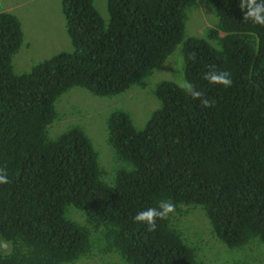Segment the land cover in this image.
<instances>
[{
  "label": "trees",
  "instance_id": "1",
  "mask_svg": "<svg viewBox=\"0 0 264 264\" xmlns=\"http://www.w3.org/2000/svg\"><path fill=\"white\" fill-rule=\"evenodd\" d=\"M238 4L60 0L71 50L19 74L11 58L23 41L20 21L0 9V167L10 180L0 184V264H206L220 251L224 264H264V26L244 20ZM200 14L211 15L210 26L196 31L190 20L199 16L202 27ZM171 54L173 78L151 83L157 104L141 128L121 108L105 117L106 143L124 166L112 161L108 173L99 165L80 126L48 137L62 94L145 92ZM209 66L228 70L233 85L210 84ZM185 81L215 103L186 95ZM163 199L176 211L155 231L133 222ZM197 206L216 250L177 226Z\"/></svg>",
  "mask_w": 264,
  "mask_h": 264
},
{
  "label": "rangeland",
  "instance_id": "2",
  "mask_svg": "<svg viewBox=\"0 0 264 264\" xmlns=\"http://www.w3.org/2000/svg\"><path fill=\"white\" fill-rule=\"evenodd\" d=\"M95 5L100 16L102 18L106 17V12L102 7L103 5L101 6L97 3ZM200 6H198L199 11L203 12ZM0 9L15 14L20 21L23 41L19 50L11 58L15 73H25L29 71L34 63L49 58L59 51L71 50V45L63 27V14L60 10V0H0ZM200 18H203L200 22V25L203 26L197 27L196 23L199 20V16L191 17L190 23L194 25L192 29L196 31L203 29L209 24L208 20L211 18V15L205 20V17H201L200 14ZM174 56L173 54L168 55L161 67L153 69L146 83V93L144 91L141 92L137 86H132L120 95L108 98L93 96L80 87L71 88L62 94L60 99H57L61 100L59 102L61 107L59 108L62 110L63 115L59 112L58 102L56 101L54 103V108L60 116L47 126L48 137L54 138L70 126H80L90 138L92 146L97 152L99 165L108 173H111L115 169V165L112 164V161H115V157L106 143V115L114 108H121L128 113L133 125L141 128L150 109L157 104L151 92H149L152 88L151 83L173 78L172 72L175 65L172 57ZM176 65H178L181 75L179 59H177ZM116 163H118V168L124 166V164L119 162ZM69 208L70 211L74 210L73 207ZM207 221L202 210L199 207H194L192 213L185 214L183 220L181 221L179 219L177 225L184 230L186 235H189L193 230L198 231L200 233V241L208 244L209 250L205 252L211 251L212 249L216 250L218 246L209 233V224ZM222 254L223 252L220 251L217 255L207 256L206 264H224V261L228 258H224ZM82 263L96 264V261L95 259H87Z\"/></svg>",
  "mask_w": 264,
  "mask_h": 264
},
{
  "label": "clouds",
  "instance_id": "3",
  "mask_svg": "<svg viewBox=\"0 0 264 264\" xmlns=\"http://www.w3.org/2000/svg\"><path fill=\"white\" fill-rule=\"evenodd\" d=\"M207 5V4H206ZM243 12V19L255 25L264 26V0H239L238 4ZM201 7V6H200ZM210 26V23L207 24ZM203 31V29H201ZM221 35L223 32H219ZM189 58L196 60V54L191 53ZM210 70L204 73V79L210 84L221 85L224 88L231 87L233 80L228 70H215L214 66H209ZM159 68V67H157ZM186 95L194 100H199L204 107H211L215 101L209 100L204 93L198 90L191 82L185 81L181 89ZM10 183L8 171L5 167H0V184ZM176 211V205L171 199L160 200L156 207L137 212L133 217V222L142 223L147 231L153 232L157 228L158 220H167Z\"/></svg>",
  "mask_w": 264,
  "mask_h": 264
}]
</instances>
